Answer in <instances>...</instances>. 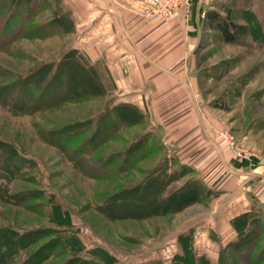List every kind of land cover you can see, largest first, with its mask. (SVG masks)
Listing matches in <instances>:
<instances>
[{"label": "rangeland", "instance_id": "1", "mask_svg": "<svg viewBox=\"0 0 264 264\" xmlns=\"http://www.w3.org/2000/svg\"><path fill=\"white\" fill-rule=\"evenodd\" d=\"M21 1L0 0V35L11 36L0 37V264H264L262 215L243 247L208 238L219 193L179 158L152 102L127 101L78 45L86 0ZM220 1L247 30L226 42L201 24L199 103L217 136L252 154L226 141L236 160L253 164L264 160V0ZM27 4L14 36L10 14Z\"/></svg>", "mask_w": 264, "mask_h": 264}, {"label": "crops", "instance_id": "2", "mask_svg": "<svg viewBox=\"0 0 264 264\" xmlns=\"http://www.w3.org/2000/svg\"><path fill=\"white\" fill-rule=\"evenodd\" d=\"M215 1L207 11L225 15L219 6L225 1ZM203 9L197 1L189 19H146L121 0H86L74 18L78 45L92 60L102 62L101 68L109 71L127 101L152 102L179 158L198 168L205 183L219 193L220 205L203 224L210 240L228 243L256 214L264 217V160H236L200 107L194 57L201 24L206 22L200 19Z\"/></svg>", "mask_w": 264, "mask_h": 264}, {"label": "trees", "instance_id": "3", "mask_svg": "<svg viewBox=\"0 0 264 264\" xmlns=\"http://www.w3.org/2000/svg\"><path fill=\"white\" fill-rule=\"evenodd\" d=\"M28 1L29 0H22L21 3L28 2ZM27 11H29L28 10V4L25 5V8H22L20 11L18 10L17 12H15V13L12 12L10 14L9 20L12 21V20L18 19L16 21V22H18V24L16 26H14V29H15L14 33H16L14 36H17L20 32H22L20 23L22 22L23 19H25V16H23V14H26ZM205 21L207 22V24L209 26L218 29L221 32L223 40L226 42H233V41L237 40L238 37L241 34L245 33V31L247 30L246 25H240V24L236 23L233 20V17L231 16V14L229 12H227L224 15L221 12H219L218 10L210 9L206 12ZM19 25H20V27H19ZM7 33L8 32L3 33L2 35H0V37L2 38L5 34V38H7V37L11 38V36L10 35L8 36ZM22 34H23V32H22ZM67 60H69V59L65 58L63 63L65 64ZM84 63L88 64V62H86V61H84ZM99 64H100V61H98V60L95 61L94 67L97 69V71L99 72V75L103 79V75L105 76L106 71L104 68H101V67L99 68V66H98ZM62 68L64 69V67L58 66L56 68V71L53 73V77H52L54 79V81L56 83H58V85L60 86V89H59L60 91H62L67 85H69L66 82V76H64L61 73ZM72 84L74 86V89L71 91V94L73 92L78 93L79 89H80V88H78L79 86L76 83H72ZM199 190H200L199 186H192L189 189H187V191H185L186 194L185 193L184 194L187 198L189 197L191 199L192 197L194 198L198 195ZM170 198L171 197L169 196V199ZM180 198L183 199V197H180ZM253 220L254 219H251V221H247L245 224L241 225L240 228H238L237 238L231 242L233 245L243 247L244 245H246L247 243L250 242L251 237L247 235L246 230L249 229V227L252 225Z\"/></svg>", "mask_w": 264, "mask_h": 264}, {"label": "built area", "instance_id": "4", "mask_svg": "<svg viewBox=\"0 0 264 264\" xmlns=\"http://www.w3.org/2000/svg\"><path fill=\"white\" fill-rule=\"evenodd\" d=\"M197 1L203 4L204 9L201 14L202 17H205L207 9L214 0H146L139 10V14L146 19L170 20L178 15H183L189 19L192 8ZM221 135L234 148L236 154L241 158L250 159L252 155L250 151L242 147L233 135L229 134L228 131H222Z\"/></svg>", "mask_w": 264, "mask_h": 264}]
</instances>
